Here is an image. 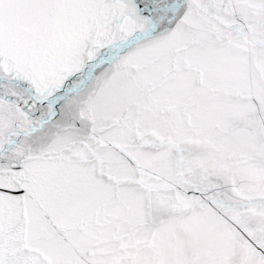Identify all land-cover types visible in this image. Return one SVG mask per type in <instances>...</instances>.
<instances>
[{"label":"snow or ice","instance_id":"1","mask_svg":"<svg viewBox=\"0 0 264 264\" xmlns=\"http://www.w3.org/2000/svg\"><path fill=\"white\" fill-rule=\"evenodd\" d=\"M0 264H264V0H0Z\"/></svg>","mask_w":264,"mask_h":264}]
</instances>
